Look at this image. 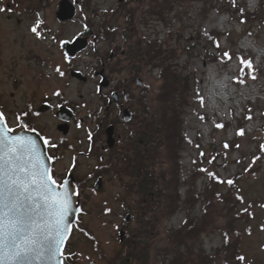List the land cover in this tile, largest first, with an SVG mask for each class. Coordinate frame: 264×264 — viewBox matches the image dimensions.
<instances>
[{
  "label": "rangeland",
  "instance_id": "obj_1",
  "mask_svg": "<svg viewBox=\"0 0 264 264\" xmlns=\"http://www.w3.org/2000/svg\"><path fill=\"white\" fill-rule=\"evenodd\" d=\"M22 1L24 4L21 2L17 9L9 4L6 6L14 9L11 14L0 13V99L4 107L1 112L11 124L16 122L20 114L21 119L40 127L54 142L63 139L57 142L58 147L53 151L57 160L52 164L55 177L60 181L75 158L76 167L72 177L78 179L80 195L74 199L82 212L67 241L68 251L75 252L71 254L73 258L69 260L73 261L69 264H122V257L129 253H126V248H121L118 241V230L122 228L123 233L127 230L123 227L126 211L122 207L119 179L127 178L118 163L113 164L114 159L112 162L109 158L104 163H98L95 157L80 153L86 152L84 138L88 134L87 123L92 124L91 119L100 117L96 114L103 111L100 107L102 103L95 93L98 76H93L92 71L87 70L96 62V55L90 44L82 51V56L71 60V63L66 62L59 48V40L79 32V22H58L55 19L54 11L58 0H30L31 5L28 3V7L26 0ZM237 1L245 11H254L256 14V10H262L264 15V0ZM7 2L8 0H0V6ZM117 2L118 0H90L88 4L83 2V8L78 7V18L88 21L98 31L102 20L105 19L106 22L109 17L110 20L119 17L116 15L111 18L110 12L106 15L102 12L115 8ZM32 5L40 6L39 11L35 12ZM167 6L177 7V16L182 14L183 24L189 25L182 28L183 36L192 38L191 28L194 25H200L204 33L215 30L219 33L222 49L228 50L230 54L228 58L220 53L215 56V51L211 50L212 55L201 58V55L191 50L188 51V56L178 51L175 53H178V58H174V62L195 70L196 77L191 88V96L196 99L193 101L190 96L191 106L184 108L182 114L183 127L189 141H184L177 147L181 174H189L186 178L188 183L195 184L196 189L201 188L207 179L205 174L198 171L196 175L192 174L195 160L197 167L207 164L208 170H213L222 179L239 177L238 189L243 200L236 203V208L237 211L246 210L249 217L239 219L240 222L237 223V220V224L232 225L233 228H240L239 235L234 240L245 257V264H264V207H261L264 205V160L260 163L256 161L250 171H245L252 162L253 155L258 152L257 146L264 140V18L258 14L251 17L248 15L246 21H240L236 19L237 16L229 15L226 11L216 12L207 4L202 15L199 11L202 7L200 0L184 1L181 6L170 0ZM118 7L121 8L120 5ZM142 8L147 9V6L143 5ZM141 16L144 25L140 24L139 28L145 34H149L150 38H164L170 21L165 25L154 16ZM36 20L40 22V27L48 29L47 35L41 33L37 37L31 31ZM116 23L121 26L123 19L120 18ZM180 23L178 21L171 29L179 28ZM105 37V41H98L99 53L106 54L107 45H113V38ZM180 42L188 47L191 40L181 38ZM57 65L64 71L63 77L54 71ZM249 67L251 72L247 74ZM70 69H80V78L71 77ZM157 73L155 68L146 69L141 76V85L135 89L136 93L145 98L146 104L151 103V97L159 84ZM106 78L109 81L112 77L107 75ZM134 80L135 78L131 80L132 89L137 88ZM105 87L102 86V92H106ZM56 91L61 94L54 95ZM43 101L49 102L52 109L39 113L36 108ZM64 101L72 106L78 105V113L83 116L84 123L77 125L69 122L68 132L63 135L56 129L59 120L54 116V110L58 103ZM25 112H30V115L22 116ZM94 114L96 116H92ZM217 124H223L224 127L217 128ZM120 126L116 124V132L121 135L124 130ZM239 127L244 130L243 135L237 134ZM76 140L78 152L75 149ZM226 142L231 145L228 149L224 148ZM188 169H191V173ZM97 176H101L102 182L95 190L92 184ZM218 191L223 194L226 187L221 184ZM199 208V202H190L182 209H175L161 221L158 229L150 233V237L143 242L148 248L147 264L177 262L172 255L162 253L167 242L164 231L178 227L186 211L199 215ZM224 212L225 210L219 214L223 216ZM127 226L130 229L136 228V221L131 219ZM222 242L223 236L219 231L201 233L198 239V244L207 252H213ZM127 264H136V260L128 258Z\"/></svg>",
  "mask_w": 264,
  "mask_h": 264
},
{
  "label": "trees",
  "instance_id": "obj_2",
  "mask_svg": "<svg viewBox=\"0 0 264 264\" xmlns=\"http://www.w3.org/2000/svg\"><path fill=\"white\" fill-rule=\"evenodd\" d=\"M81 1L87 4V0ZM142 1L148 7V14H158L160 19L165 20L168 12L173 9L171 17L174 22L181 21V23L180 27L176 29L177 32L169 30L166 38L159 42L143 39L139 36L140 33L133 32L135 21L133 12L131 10H125V12L122 9L124 22L127 23L124 36L128 38V42L133 43L130 47L132 52L137 54V65L159 69L157 77L159 84L153 99L155 106L147 116L145 124L137 127L134 134L129 137L130 144L128 142V146L122 148L121 157L118 159L127 178L121 177L119 179L122 187L120 193L123 202L122 207L128 211H133L136 222L139 224L138 230H136L137 236L146 238L175 209H182L190 202L193 204L199 202V215L191 214L190 210L186 211L177 228L164 231L167 242L162 253L172 255L177 262L161 261V264H214L216 262L238 264L237 257L243 255L234 237L239 235L240 228H233L232 225L239 219L245 220L249 217L246 210L237 211L236 208V203L242 201L237 199V196L240 195L237 181L239 177H229L228 179L234 180V185L229 186L227 183H217L205 171L200 172L194 167L191 170L193 175H196L198 171L205 174L207 179L202 188L196 189L195 184H189L186 180L188 176L181 174L177 150V147L183 144L182 113L185 107L191 105V88L195 77L190 67H183L174 62V58H178L175 53L179 50L180 54L186 53L188 55V51L191 50L204 58L212 54V49L219 51L221 48L217 41L218 32L210 31L203 35L199 29L200 26L194 25L191 34L193 35L192 42L190 46L186 47L180 41L182 28L189 27V25L183 24L182 14L177 16V8L166 7L170 0H163V4H158V0ZM174 1L181 6L184 1L188 0ZM200 1L205 7L207 4L217 12L226 11L232 16H237L238 19L247 20L248 15L250 17L257 16V14L262 15L263 12L256 10V14L254 12L243 13L241 5L236 0H207L208 3L206 0ZM200 12L203 13L204 10L200 9ZM132 32L137 34L135 36L138 37V40H131ZM129 68L133 69L131 66ZM183 69H185V73H183ZM191 97L193 99V96ZM258 154L257 162L260 163L264 160V152ZM205 169L207 168L205 167ZM207 171L213 172V170L208 169ZM221 184L226 187L223 194L218 191ZM182 186H185L183 192H181ZM223 210L225 212L222 216L219 213ZM146 217L149 219L145 220ZM214 231L221 233L223 242L221 248L207 252L198 244V239L201 233L209 234ZM139 246L132 244L128 239L121 244V248L127 247L126 253H129V255L122 257V264H127L128 258L136 260V264H147V245L145 247ZM140 253L144 254L143 257L140 256ZM239 264H245L244 260Z\"/></svg>",
  "mask_w": 264,
  "mask_h": 264
},
{
  "label": "snow or ice",
  "instance_id": "obj_3",
  "mask_svg": "<svg viewBox=\"0 0 264 264\" xmlns=\"http://www.w3.org/2000/svg\"><path fill=\"white\" fill-rule=\"evenodd\" d=\"M13 10L0 6V13L11 14ZM39 23L31 28L37 37L41 35L37 30ZM229 55L223 53L225 58ZM64 59L71 63L69 55L65 54ZM54 71L60 77L65 75L59 65ZM60 94L59 91L54 93L56 96ZM28 115L30 112L22 114ZM216 127L224 125L217 124ZM237 134L243 135L244 130H238ZM230 147L227 142L224 144L225 149ZM55 148L57 145L40 135L30 123H22L21 116L17 117L16 127H11L4 113L0 112V264H64V246L72 223L69 218H74L82 209L74 206V198L80 195L79 186L73 191L67 177L63 182L55 179V170L51 165L57 157L46 154V149ZM261 149L264 151V145ZM258 159L254 156L253 164ZM75 167L73 158L70 171ZM251 167L249 165L245 171H250ZM203 171L217 183L234 185L232 179L225 181L215 172ZM237 199L243 200V197L238 195ZM67 255L71 256V253ZM243 260L244 256L237 257L238 264Z\"/></svg>",
  "mask_w": 264,
  "mask_h": 264
},
{
  "label": "flooded vegetation",
  "instance_id": "obj_4",
  "mask_svg": "<svg viewBox=\"0 0 264 264\" xmlns=\"http://www.w3.org/2000/svg\"><path fill=\"white\" fill-rule=\"evenodd\" d=\"M120 1H124V0H120ZM94 34L96 33L93 31L91 35H94ZM120 54L123 55L124 52L122 51ZM97 55H99V52L96 53V56ZM113 55H114L113 51H110L108 53L109 58H113ZM75 59H78V54L75 56ZM99 60L103 62L102 57H99ZM77 67H78V64H77ZM96 72L97 71L94 69L92 71V74L94 76H98L96 75ZM109 75H111L112 78H109L110 83L108 84V86L105 87L106 92H102V88L100 90L96 88L95 93L97 94V98H99L100 102L102 103L100 107L103 111L100 112L99 114H96V115H100V117L91 119L92 124L91 122L87 123L89 124L88 125L89 130H92V134H91L92 139L91 140L86 139V138L84 139L86 152L85 151L80 152L82 154H89L95 158L99 157L100 159H103L109 154V152L107 153V151L105 150L106 127L108 125H112L113 133L116 134L115 136L117 138H120V134L116 132V124L118 123L119 126L121 125L120 128L124 131L128 128V123L121 122L120 115L123 114L124 109H127L130 112V114H133L134 110L131 107L137 105V102H136L137 100L143 99V97L140 94L136 93L135 90H132L131 88H129L128 86L129 79L123 78L121 80H115L114 77L112 76V73H109ZM71 109L74 112V116L70 120V124H72L73 122L76 123L77 125H78V122L80 124H83L84 118L83 116H80L78 113V105L77 106L71 105ZM96 115L94 114L92 116H96ZM21 122L24 123L22 120ZM13 127H16V125ZM38 130L40 131L41 134H44L40 127H38ZM115 143H116V140H115ZM56 145L58 147V144ZM75 147H76L75 148L76 152H78V140H76ZM48 150L50 151V153H53V151H55L56 148L48 149ZM74 170H72V172H74ZM77 186H78V179L75 178V182L73 183L72 187L75 188Z\"/></svg>",
  "mask_w": 264,
  "mask_h": 264
},
{
  "label": "water",
  "instance_id": "obj_5",
  "mask_svg": "<svg viewBox=\"0 0 264 264\" xmlns=\"http://www.w3.org/2000/svg\"><path fill=\"white\" fill-rule=\"evenodd\" d=\"M73 14H74L73 4L70 3L68 0H61L59 2V7H58V10L56 12V17L60 20H66V19L72 18ZM85 44H86L85 39L76 38L72 42L63 43L62 46H63L65 52L72 56L77 50H80L81 48H83L85 46ZM73 74L76 75L77 73L74 72ZM78 76H79V73H78ZM41 109H44V108L42 107ZM60 110L61 111H59L57 113L58 117L65 119V120L69 119V117H70L69 112L63 107L60 108ZM65 131H66V129H64V132ZM108 141H109V144L111 145L112 142H110L111 137H110L109 132H108ZM99 184H100V182L96 183L95 186L97 187V186H99ZM75 218H76V216L74 218L70 217L69 219L73 222ZM70 228H71V225H70Z\"/></svg>",
  "mask_w": 264,
  "mask_h": 264
}]
</instances>
